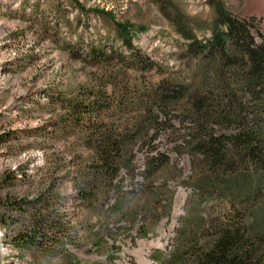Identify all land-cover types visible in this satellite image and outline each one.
Returning <instances> with one entry per match:
<instances>
[{
  "label": "rangeland",
  "instance_id": "rangeland-1",
  "mask_svg": "<svg viewBox=\"0 0 264 264\" xmlns=\"http://www.w3.org/2000/svg\"><path fill=\"white\" fill-rule=\"evenodd\" d=\"M178 1L190 16L214 17L209 0ZM220 1L236 17L264 18V0ZM98 11H110L133 27V48ZM164 17L154 0H0V135L7 138L0 142V181L13 179L0 186V197H32L61 179L68 161L86 156L79 131L56 127L64 111L60 97L76 98L81 89H97L117 76L118 89H107L119 103L105 119L115 127L152 126L146 121L159 110L141 101L182 65L183 40ZM170 135L168 126L149 129L134 145L132 166L121 169L101 205L82 202L74 174L61 180L57 189L65 197L62 211L73 235L68 249L78 263L159 264L174 254L190 262L229 219L241 218L248 232L264 235V172L231 176L215 190L194 171L189 155L177 154L181 139ZM153 157L165 163L152 174ZM17 228L0 221V264H31L30 251L21 252L10 238ZM258 255L252 264H264V247ZM40 262L61 264L57 257Z\"/></svg>",
  "mask_w": 264,
  "mask_h": 264
},
{
  "label": "trees",
  "instance_id": "trees-1",
  "mask_svg": "<svg viewBox=\"0 0 264 264\" xmlns=\"http://www.w3.org/2000/svg\"><path fill=\"white\" fill-rule=\"evenodd\" d=\"M154 1L183 42L179 43L180 69L155 84L146 101H141L159 110L146 121L152 126L115 127L105 119L119 103L114 97L121 82L117 76L97 89H81L76 98L60 97L64 111L56 127L64 133L79 131L86 156L80 153L68 161L69 171L32 197H0V221L4 227L18 225L10 238L21 252L30 251L31 264H41L40 257L80 264L68 249L72 227L64 220L65 197L58 185L72 173L82 202L101 205L116 187L121 169L132 166L134 145L149 135L150 128L159 131L168 126L170 136L181 139L175 145L177 154L189 155L194 171L207 178L208 187L217 186L215 190L225 187L231 176L264 172V18H239L220 0H209L214 17L206 21L188 15L178 0ZM98 12L113 21L121 42L133 48V27L116 21L110 11ZM200 32L209 36L200 37ZM109 85L114 92L108 91ZM174 119L181 127L175 126ZM6 139L0 135V142ZM164 159L152 162L148 171L157 172ZM12 180L5 176L0 186ZM216 228L209 248H201L190 262L174 254L159 264H252L260 260L264 235L248 232L241 218Z\"/></svg>",
  "mask_w": 264,
  "mask_h": 264
},
{
  "label": "bare ground",
  "instance_id": "bare-ground-1",
  "mask_svg": "<svg viewBox=\"0 0 264 264\" xmlns=\"http://www.w3.org/2000/svg\"><path fill=\"white\" fill-rule=\"evenodd\" d=\"M258 1V0H257ZM183 194H180L179 198H178V204L181 203L180 199L182 198Z\"/></svg>",
  "mask_w": 264,
  "mask_h": 264
}]
</instances>
